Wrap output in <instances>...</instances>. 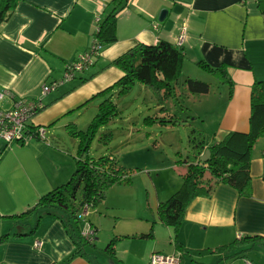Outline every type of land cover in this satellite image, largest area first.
Listing matches in <instances>:
<instances>
[{
  "label": "crops",
  "instance_id": "obj_1",
  "mask_svg": "<svg viewBox=\"0 0 264 264\" xmlns=\"http://www.w3.org/2000/svg\"><path fill=\"white\" fill-rule=\"evenodd\" d=\"M111 1L18 0L0 22V89L15 97L38 98L41 85L61 79L66 64L92 43L98 24L112 7ZM162 9L167 14L159 21ZM115 34L116 40L103 48L92 66L41 97L43 108L32 123L48 128L61 120L65 133L70 124L81 130L74 114L104 96L96 94L122 76L118 68L107 63L138 44L165 40L177 45L180 35L182 69L186 62L202 60L225 75L211 73L221 83L218 91H212L219 99L220 113L213 122L212 139H202L203 148L189 142L184 151L174 147L175 157L165 154L159 166L143 170L124 165L110 153L122 166L134 169L130 182L109 187L87 216L95 231L90 243L94 249L101 239V252L85 246V255L75 256L67 264H148L153 252L178 255L180 264L264 263V256H259L260 262L239 261L242 254L228 258L242 250L236 244L243 237L258 235L264 242V137L252 150L249 196H241L235 188L219 182L209 196H198L189 203L176 231L157 214L158 204L181 186L186 162H195L207 144L220 140L225 133L249 130L251 88L254 82L264 80V8L258 7L257 0H128L117 13ZM211 88L209 83L207 98ZM216 104L209 106L215 108ZM165 127L171 130L176 126ZM57 135H50L56 143L49 138L26 143L33 170L16 156L17 167L26 175L30 188L22 197L16 195L15 188L7 192L8 197L2 195L0 236L8 237L0 242V264H61L76 248L57 217L43 215L34 230L35 215L14 217L73 173L78 143L76 139L58 141ZM217 135L218 140H214ZM114 236L119 238L111 256L103 248Z\"/></svg>",
  "mask_w": 264,
  "mask_h": 264
},
{
  "label": "trees",
  "instance_id": "obj_2",
  "mask_svg": "<svg viewBox=\"0 0 264 264\" xmlns=\"http://www.w3.org/2000/svg\"><path fill=\"white\" fill-rule=\"evenodd\" d=\"M17 1L0 0V22L9 15ZM127 2L128 0H112L110 11L98 24L93 40L101 45V52L103 48L116 40V16L127 5ZM257 5L261 9L264 8V0H257ZM99 56L94 58L93 64ZM183 60L182 48L168 41L159 40L151 45L138 44L107 63V66L118 68L122 72V76L96 95L105 96L116 88L121 94L139 82L153 91L159 100V105H161V115L157 117L159 125H171L172 127L183 125V122L174 119L176 116L165 106L168 99L177 94L176 86ZM197 65L208 73L219 72L221 76H225L222 75L220 68H211L202 60L197 61ZM184 86L185 94H206L209 90V83L193 78H186ZM105 104L111 105V101L105 98L99 104L98 109L103 110L106 107ZM42 108L43 105L39 111ZM99 121L105 123L101 114L94 117L86 131L77 129L74 124L67 125V132L78 140L73 173L66 182L42 194L26 211L14 215L15 218L35 215L36 223L31 228L32 230L43 215L51 214L60 219L67 235L73 240L76 247L71 256L61 264H67L75 256L85 255L83 251L85 246H94L80 235L78 214L83 204L91 203L93 208L96 207L109 187L114 184L129 183L134 170L122 166L112 155L97 158L89 155V140ZM261 137H264V80L254 82L251 88L249 130L247 132L229 131L220 140L207 144L205 149H209L210 156L206 162H200L197 155L195 162H186L185 171L181 175V186L166 200L158 204L159 219L176 231L184 218L185 209L189 203L198 196H209L214 186L219 182L235 188L241 196H249L251 194L250 161L252 150ZM188 142L195 144L190 138ZM196 145L199 148L204 147L202 141L196 142ZM141 236H150V233L141 234ZM7 237L8 234L1 235L0 242ZM118 238L114 236L107 242L103 248L107 254L113 255V246ZM260 238L258 235L241 238L236 244V248L241 246L242 250L228 258L239 256L244 252V246L258 243Z\"/></svg>",
  "mask_w": 264,
  "mask_h": 264
},
{
  "label": "rangeland",
  "instance_id": "obj_3",
  "mask_svg": "<svg viewBox=\"0 0 264 264\" xmlns=\"http://www.w3.org/2000/svg\"><path fill=\"white\" fill-rule=\"evenodd\" d=\"M186 78L210 83L211 96L207 98L205 94L192 93L185 95L184 80ZM220 85L217 77L200 68L197 63L186 62L180 72L176 96L169 98L165 103V106L170 108V112L176 116L174 119H178L186 125L180 124L171 130L157 124V117L161 115L159 100L153 91L139 82L121 94L117 88L112 89L105 96L89 101V104L83 106L74 115H76L75 119L79 123V128L83 131L88 129L97 114H101V118L105 120L104 124L101 121L98 122L95 132L91 135L88 145L90 156L97 158L112 153L124 165L132 164V166L143 170L150 169L159 166L164 161L165 154L174 158V147L180 146L181 151H184L188 147L189 138L195 143L205 138L212 139L214 136L213 122L220 113L219 99L213 97L212 91H218ZM105 98L111 101V105L105 104L106 107L99 110L98 106ZM215 101H217L215 108H211L209 105ZM61 124L62 122L59 120L52 126L45 127L48 130H46V138L50 139V135L58 134L61 138L58 141L63 140L65 143H69L70 139L75 140L76 138L68 132H64ZM218 137L219 135L214 137V140H218ZM52 139H50L51 142L56 143L57 139H54L55 141ZM76 142L78 143L77 139ZM26 143L16 141L10 145H4L0 141V159L4 157L2 168H0V202L3 201L2 195L8 197L7 192L11 188H15L16 195L19 197H22L24 192H28L30 188L26 175L17 167L16 161V156H19L24 159L26 166L31 167L32 162L28 160L31 152ZM29 169L33 170L34 168ZM91 210L93 211V208H90ZM90 211L89 215L92 214ZM101 242V239L98 243L95 242L96 248L94 249L87 245V249L100 253L99 248L104 244ZM253 245L244 246V252L237 259L239 261L242 259L244 262L250 260L260 262L259 256H264V242L255 243L254 247ZM90 257L93 259V256ZM237 263L234 262V264Z\"/></svg>",
  "mask_w": 264,
  "mask_h": 264
},
{
  "label": "built area",
  "instance_id": "obj_4",
  "mask_svg": "<svg viewBox=\"0 0 264 264\" xmlns=\"http://www.w3.org/2000/svg\"><path fill=\"white\" fill-rule=\"evenodd\" d=\"M183 35L177 40V46H181ZM101 54V45L95 40L87 49L79 53L73 61L65 66L61 79L50 83H43L40 87V96L36 99L26 97H15L7 89H0V141L4 145H10L13 142H28L31 139L46 141V128L44 125H35L32 118L42 107L41 97L55 90L64 82L74 78L77 72H81L93 64L94 58ZM91 203L83 204L78 218L80 219V235L85 241L94 239L95 231L87 219ZM40 246L39 242L35 243ZM148 264H180V257L173 254H162L153 252L150 254ZM247 264H253L251 262Z\"/></svg>",
  "mask_w": 264,
  "mask_h": 264
},
{
  "label": "water",
  "instance_id": "obj_5",
  "mask_svg": "<svg viewBox=\"0 0 264 264\" xmlns=\"http://www.w3.org/2000/svg\"><path fill=\"white\" fill-rule=\"evenodd\" d=\"M166 14H167V10L166 9H162L159 12L158 20L162 21L165 18ZM209 156H210L209 149H205L204 152L199 156V161L200 162H206L207 159L209 158Z\"/></svg>",
  "mask_w": 264,
  "mask_h": 264
}]
</instances>
